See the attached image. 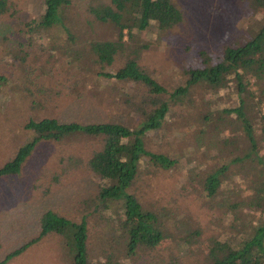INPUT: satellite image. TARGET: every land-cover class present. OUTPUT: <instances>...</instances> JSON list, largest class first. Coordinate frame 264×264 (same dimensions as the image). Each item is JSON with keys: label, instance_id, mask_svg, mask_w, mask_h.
Returning <instances> with one entry per match:
<instances>
[{"label": "rangeland", "instance_id": "obj_1", "mask_svg": "<svg viewBox=\"0 0 264 264\" xmlns=\"http://www.w3.org/2000/svg\"><path fill=\"white\" fill-rule=\"evenodd\" d=\"M109 1L72 0L63 13L65 28L63 23L39 25L45 0H9L10 12L0 17V76L5 77L0 88V168L36 137L34 130L25 128L31 121L140 125L148 88L104 73H116L135 60L172 91L187 85L190 70L202 67L201 52L221 58L227 48L252 40L264 25V8L254 0H174L184 14L180 25L161 31L153 22L144 31L134 29V39H127L124 51L111 65L101 67L91 45L117 40L118 31L96 22L89 7ZM253 81L243 95L236 83L217 92L206 84L191 87L162 127L143 137L149 151L178 160L171 170L143 164L142 176L132 188L147 209L164 218L167 248L139 251L132 260L125 256L112 230L111 211L102 214L95 206L105 182L92 173L88 161L101 150L102 141L76 133L60 142L42 140L20 174L0 178V264H74L76 251L65 237H39V218L49 210L77 223L87 219L90 264H200L212 237L237 240L253 232L263 211L246 207L236 218L228 204L261 199L263 166L249 160L242 166L228 164L249 151L244 131L235 138L230 130H216L222 121L235 118L225 111L239 107L244 99L258 131L254 152L264 158V99ZM208 114V122L200 119ZM223 164L230 168L224 189L211 202L203 196L200 182ZM194 230L201 232L198 241L183 248L180 240ZM37 238L36 244L17 254Z\"/></svg>", "mask_w": 264, "mask_h": 264}, {"label": "trees", "instance_id": "obj_2", "mask_svg": "<svg viewBox=\"0 0 264 264\" xmlns=\"http://www.w3.org/2000/svg\"><path fill=\"white\" fill-rule=\"evenodd\" d=\"M254 1L264 8V0ZM9 3V0H0V17L10 12ZM71 4L72 0H45V12L38 21L39 25L49 27L57 23L66 25L63 13ZM89 12L96 22L111 24L118 31L117 40L95 42L91 45V54L96 57V63L101 67L111 65L115 57L124 51L129 41L127 39L131 41L134 39V29L144 31L154 22L159 30L168 31L184 20V14L174 0H110L91 5ZM65 25L64 27L68 28ZM200 56L203 58L202 67L190 70L187 85L172 91L140 69L135 60L127 62L124 68L116 73H104L103 76L107 78L133 81L148 88V97L143 103V106L148 108L141 109L145 118L143 122L131 127L119 123L89 125L61 123L57 119L48 118L37 122L31 121L25 128L34 130L37 133L36 137L20 147L13 160L0 168V178L20 174L42 140L60 142L76 133L100 138L103 144L101 150L93 152L88 161L92 173L105 182L94 199L97 203L95 206L102 214L103 211H111L113 233L127 258L130 257L132 260L139 251L164 250L167 247H163V243L169 236L164 218L147 209L137 193L132 192V188L142 176L143 164L146 163L148 169L171 170L178 165V160L160 152L149 151L144 146L143 137L151 131L159 130L172 112V108L185 100L191 87L199 84H206L208 89L217 92L230 83H236L238 94L243 95L248 92V84L254 80L253 85L264 99V25L252 40L240 47L227 48L221 58L207 52H201ZM4 82L5 77L0 76V88ZM245 106L247 105L242 99L239 107L227 109L225 112L232 113L235 118L224 122L219 119L224 124L219 125L216 130H230L236 138V134H241L243 129L249 151L244 157H236L227 163L241 165L249 160L262 165L264 171V158H259L254 152L259 141L256 136L258 131L249 119ZM210 116L203 115L200 119L208 122ZM206 131L202 130L197 139L204 136ZM225 164L207 176L204 182H200L203 196L211 202L218 197L222 187L224 189L226 173L230 169L229 165ZM223 195L224 192L221 193V196ZM248 202L244 200L233 203L234 205L228 204V209L234 212L236 218L246 207L249 209L257 207L264 214V194L259 201L252 198L251 202ZM160 210L169 212L166 207H161ZM39 225L40 238L49 234L65 237L76 251L74 264H90L89 228L86 218L77 223L49 210L41 216ZM200 235V231L194 230L181 239L180 244L183 248L196 244ZM40 238L26 243L27 246L16 250L19 251L17 254L36 244ZM209 241L208 253L201 254L200 264H264V217L253 232L243 235L242 238L230 240L212 237Z\"/></svg>", "mask_w": 264, "mask_h": 264}, {"label": "crops", "instance_id": "obj_3", "mask_svg": "<svg viewBox=\"0 0 264 264\" xmlns=\"http://www.w3.org/2000/svg\"><path fill=\"white\" fill-rule=\"evenodd\" d=\"M43 214H44V213H43ZM43 214H42V215H43ZM42 215H41V216H42ZM41 216H40V218H41ZM40 218H39V220H40Z\"/></svg>", "mask_w": 264, "mask_h": 264}]
</instances>
